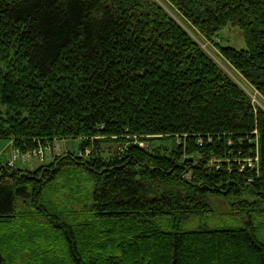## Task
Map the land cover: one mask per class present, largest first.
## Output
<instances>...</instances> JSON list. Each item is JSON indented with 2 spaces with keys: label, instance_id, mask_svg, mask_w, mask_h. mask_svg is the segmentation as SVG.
I'll use <instances>...</instances> for the list:
<instances>
[{
  "label": "trees",
  "instance_id": "obj_1",
  "mask_svg": "<svg viewBox=\"0 0 264 264\" xmlns=\"http://www.w3.org/2000/svg\"><path fill=\"white\" fill-rule=\"evenodd\" d=\"M162 1L0 0V139H82L0 161V264H264V108L196 37L264 97V0Z\"/></svg>",
  "mask_w": 264,
  "mask_h": 264
},
{
  "label": "rangeland",
  "instance_id": "obj_2",
  "mask_svg": "<svg viewBox=\"0 0 264 264\" xmlns=\"http://www.w3.org/2000/svg\"><path fill=\"white\" fill-rule=\"evenodd\" d=\"M162 1V0H160ZM163 2V1H162ZM198 40L202 43V46L206 48L213 56L223 65L225 66L230 73L237 78V80L245 87L252 96V100L254 103L261 105L264 108V97L261 93L254 88L242 75L233 68V66H229L228 62H226L221 56L218 54V50L215 45L201 35H196ZM219 38L221 43L224 45H233L237 48H245L246 42L243 36L242 29L236 24H227L224 26L219 32ZM252 86V87H251ZM82 139L77 137H64L58 138L53 143V151L46 150L44 159H40L36 155H31L27 157H18L15 160V167L26 168V169H36L42 164L49 162L54 153L64 152V151H79L81 148ZM13 141L0 139V158L4 159V157H10L12 152ZM89 151V150H87ZM3 155V156H1ZM91 187V185H90ZM213 201L215 204V210L211 213L210 218L196 219L192 222V225L195 226L198 223H202L203 221L207 222L208 225H226V224H242L245 220L241 217L237 211L230 210V207L222 201L221 198L213 197Z\"/></svg>",
  "mask_w": 264,
  "mask_h": 264
},
{
  "label": "built area",
  "instance_id": "obj_3",
  "mask_svg": "<svg viewBox=\"0 0 264 264\" xmlns=\"http://www.w3.org/2000/svg\"><path fill=\"white\" fill-rule=\"evenodd\" d=\"M46 150L53 151V145L49 144V145H46V146H39V147L33 148V149L22 150L20 147L16 146L13 143L12 152L10 154V157H8L7 159H4V160H2L0 158V161H2L3 164L14 165L15 164V160L18 157H27V156H31V155H36L40 159H44ZM251 163H252V161L250 162V164Z\"/></svg>",
  "mask_w": 264,
  "mask_h": 264
},
{
  "label": "crops",
  "instance_id": "obj_4",
  "mask_svg": "<svg viewBox=\"0 0 264 264\" xmlns=\"http://www.w3.org/2000/svg\"><path fill=\"white\" fill-rule=\"evenodd\" d=\"M1 156H3V155H1ZM8 157L6 156V157H4V159H7ZM4 159H2V160H4Z\"/></svg>",
  "mask_w": 264,
  "mask_h": 264
}]
</instances>
